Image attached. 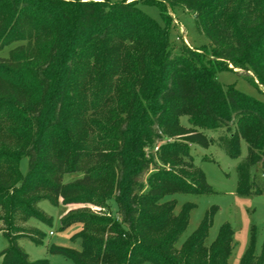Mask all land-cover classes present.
<instances>
[{
	"label": "trees",
	"instance_id": "1",
	"mask_svg": "<svg viewBox=\"0 0 264 264\" xmlns=\"http://www.w3.org/2000/svg\"><path fill=\"white\" fill-rule=\"evenodd\" d=\"M4 1L17 20L7 23L0 5V48L20 44L0 59L3 264H48L31 261L20 245L43 242L24 225L50 222L39 207L45 200L81 205L60 221L62 229L80 225L81 250L51 249L74 264H230L233 229L222 226L209 242L210 211L178 246L194 205L178 212L165 199L211 193L191 145L208 148L205 131L217 130L225 131L218 142L231 158L240 157L241 142L247 146L238 194H264V102L216 78L242 69L264 91V0ZM139 4L157 6L167 24L170 10L187 11L208 45L195 49L180 37L173 52L167 27ZM86 79L96 93L84 91ZM115 101L121 114L107 116ZM81 122L97 128V143L81 141ZM241 264H264L253 235Z\"/></svg>",
	"mask_w": 264,
	"mask_h": 264
},
{
	"label": "rangeland",
	"instance_id": "2",
	"mask_svg": "<svg viewBox=\"0 0 264 264\" xmlns=\"http://www.w3.org/2000/svg\"><path fill=\"white\" fill-rule=\"evenodd\" d=\"M100 1V0H95ZM109 3H119L126 0H106ZM137 0H128V2ZM1 15L7 23H13L17 17L13 15L9 7H6L5 1H0ZM141 10L150 18L158 22L160 25L167 27L170 45L173 47V52H177L181 47L183 37L192 48L203 49L208 45V40L205 36L200 35L196 29L194 17L187 11L175 9L170 10L169 13L172 17L171 21L167 24L161 16L160 9L155 5L139 4ZM48 38L47 40H49ZM43 38H39L35 43L40 45L42 49L44 45ZM20 43H13L11 45L0 48V59L9 57L10 52ZM38 49V47H37ZM39 50V49H38ZM37 50V51H38ZM41 53V52H40ZM232 67V66H231ZM248 73L242 69L236 68L235 70H222L217 73L216 78L218 82L224 86H234L240 92L249 95L257 100L264 102V91L261 87H256L248 80ZM90 80L86 79V88L84 91L90 95L95 91V86L92 85ZM91 86V87H90ZM92 88V91H90ZM96 93V92H94ZM95 97V94H94ZM109 112H121L118 103L115 101L109 107H106ZM89 118V117H88ZM87 118V119H88ZM91 120V118H90ZM180 123L183 127L188 128L189 123L187 117H182ZM82 135L81 141L91 140L96 142L101 138L100 132L96 127H89L87 123L82 126L79 124ZM208 138L213 139V143L204 148L196 144L191 145V155L193 158L194 167L199 170L207 184L211 188V193L201 196H194L189 194H174L166 197L165 200H174L176 203V210L179 212L185 204H193L194 208L191 212L188 228L183 233L178 243V246L192 234L201 223L203 217L207 212L213 211V223L209 231L208 241L213 242L220 232L222 226H229L234 231L233 242L234 249L230 257V264H241L242 257L246 252L252 235L254 236V247L257 256L264 257V194H247L239 195L238 188V166L243 161L247 154V146L245 142H241L240 149L241 155L237 159H233L226 154V152L219 145V137L225 135L224 130L205 131ZM148 154L151 150L147 151ZM28 170V159L23 158L20 162V171L23 175ZM254 170V169H253ZM252 170V172H253ZM82 177L78 175H66L64 182H72ZM81 205H74L66 208L65 206H55L50 201L45 200L39 204L40 209L50 217V222L45 223L38 219L32 218L25 228H35L44 236L41 244H36L30 240H21L20 245L29 255L31 261H47L48 264H74V262L63 256L52 252L53 246L70 249L75 251L81 250L79 240H74L75 235L80 231L79 224H73L66 229L61 228V218L67 209H75ZM95 211L96 208H93ZM116 210V209H114ZM117 213L116 211H114ZM53 233L50 235V233ZM7 246V241L4 235L0 232V253ZM0 264H3V258L0 256Z\"/></svg>",
	"mask_w": 264,
	"mask_h": 264
},
{
	"label": "built area",
	"instance_id": "3",
	"mask_svg": "<svg viewBox=\"0 0 264 264\" xmlns=\"http://www.w3.org/2000/svg\"><path fill=\"white\" fill-rule=\"evenodd\" d=\"M182 34H183V33H181V36H182L183 40L185 41V43L187 44V42H186V40L184 39V37H183ZM52 234H53V233L51 232L50 235H52Z\"/></svg>",
	"mask_w": 264,
	"mask_h": 264
}]
</instances>
